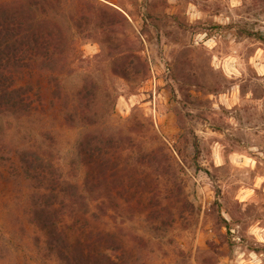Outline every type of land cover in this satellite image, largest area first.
<instances>
[{
	"label": "rangeland",
	"instance_id": "obj_1",
	"mask_svg": "<svg viewBox=\"0 0 264 264\" xmlns=\"http://www.w3.org/2000/svg\"><path fill=\"white\" fill-rule=\"evenodd\" d=\"M82 1L65 0L58 16L70 47L59 93L42 89L24 115H0V264H62L30 218L17 154L38 149L79 177L85 126L65 114L83 85L98 125L169 157V220L153 230L144 214L109 212L108 229L143 237L147 264H264V40L254 34L264 37V0H97L121 13L111 36L95 26L97 1ZM124 56L136 68L126 78L113 72Z\"/></svg>",
	"mask_w": 264,
	"mask_h": 264
},
{
	"label": "trees",
	"instance_id": "obj_2",
	"mask_svg": "<svg viewBox=\"0 0 264 264\" xmlns=\"http://www.w3.org/2000/svg\"><path fill=\"white\" fill-rule=\"evenodd\" d=\"M64 1H0V115H24L42 89L53 96L59 93L58 74L65 68L60 61L70 53L69 34L58 17L66 11ZM90 8L100 14L95 26L111 36L121 13L98 1ZM75 12L82 17L86 11L70 13L71 24L78 27ZM113 72L126 78L136 68L124 56ZM71 102L73 112L66 117L74 115L85 126L75 146L81 171L77 179L56 173L38 149L17 154L31 188L30 218L43 237V248L62 264H147L142 253L147 241L135 234L119 237L106 227L104 217L109 212L124 219L144 214L153 230L160 227L159 217L169 220V206L164 204L169 197L164 164L168 153L98 125L94 95L85 85L75 91ZM129 200L135 205L122 208Z\"/></svg>",
	"mask_w": 264,
	"mask_h": 264
}]
</instances>
